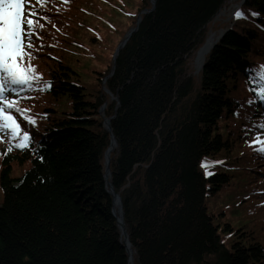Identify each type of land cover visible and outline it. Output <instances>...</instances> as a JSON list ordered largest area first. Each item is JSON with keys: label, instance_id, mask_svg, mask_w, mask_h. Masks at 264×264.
Segmentation results:
<instances>
[{"label": "trees", "instance_id": "trees-1", "mask_svg": "<svg viewBox=\"0 0 264 264\" xmlns=\"http://www.w3.org/2000/svg\"><path fill=\"white\" fill-rule=\"evenodd\" d=\"M233 2L244 16L216 22ZM97 4L111 15L98 16ZM31 8L24 63L39 80L10 100L35 124L13 110L31 143L16 148L6 133L11 150L0 154V264H129L104 180L103 120L112 116L109 181L134 264H264V232L247 224L264 218V153L253 143L264 133L254 91L264 0H33ZM88 15L103 24L91 26ZM218 28L197 65L205 29ZM13 163L28 168L13 177ZM224 209L238 214L241 231Z\"/></svg>", "mask_w": 264, "mask_h": 264}, {"label": "snow or ice", "instance_id": "snow-or-ice-1", "mask_svg": "<svg viewBox=\"0 0 264 264\" xmlns=\"http://www.w3.org/2000/svg\"><path fill=\"white\" fill-rule=\"evenodd\" d=\"M25 3L26 0H0V132H6L8 139L15 141V147L19 149H26L31 143V137L27 131H22L20 123L13 115V110L20 113L30 124H35V120L25 114L28 110L20 108L16 100H10L6 93L17 92V86L31 89L33 82L39 80L34 66L24 63L25 57L31 58V53L27 52L26 48L32 47L30 37L35 27L33 13L25 19ZM250 14L253 17L259 15L257 12ZM243 16L242 11L235 12L236 18ZM26 39L29 41L27 44ZM257 74L259 87L254 91L260 100H264V65L259 66ZM49 87L50 82H44L42 90H47ZM253 143L259 144L256 150L264 153V141L257 138ZM10 150L11 148L8 149Z\"/></svg>", "mask_w": 264, "mask_h": 264}, {"label": "rangeland", "instance_id": "rangeland-1", "mask_svg": "<svg viewBox=\"0 0 264 264\" xmlns=\"http://www.w3.org/2000/svg\"><path fill=\"white\" fill-rule=\"evenodd\" d=\"M29 5L30 6H32V1L31 0H26V3H25V19H27V17L29 16V14L32 12L33 13V11H30V9H32L31 7H29ZM97 8V9H96ZM238 8H240V6H239V3H237V2H233V4L228 8V9H225L224 11H222V13H219V14H217L216 15V17H215V20H216V22H222L223 20H224V23H227V21L230 19V18H233V19H237L236 17H235V12L238 10ZM92 10H94L95 11V13L98 15V16H101V17H108V16H110L111 15V12L108 10V9H105L102 5H99V4H97L96 6H95V8L94 9H92ZM88 17V19H89V22L91 23V26H96V25H101V24H103V22L99 19V18H97V17H94V16H92V15H88L87 16ZM118 19H120V17L119 16H115L114 17V20L115 21H118ZM223 28H218V31L216 32V31H211V30H206L205 29V39H206V41H205V43H204V45L207 43V45L208 44H210V43H214L215 42V40H216V38L218 37V34H219V32H220V30H222ZM83 30H81L80 31V33H82V34H84V32H82ZM85 31L86 32H88L86 29H85ZM131 31V29L128 31V32H130ZM127 32V33H128ZM89 33V32H88ZM126 33V34H127ZM90 34V33H89ZM126 34H125V36H126ZM91 35V34H90ZM220 35V34H219ZM87 36H89L88 34H87ZM125 36H124V38H125ZM123 38V39H124ZM122 39V40H123ZM122 40H120L119 41V43L122 41ZM118 43V44H119ZM203 45V46H204ZM203 46L201 47V48H203ZM210 46H208V48H209ZM199 51H200V49H199ZM199 51L197 52V55L195 56V63L197 64V65H199V64H201L202 63V61H203V58H204V56H205V54H206V52L208 51H205V52H203V53H201V55L199 54ZM196 58H198V59H196ZM194 63V64H195ZM80 64H83V62L82 61H79V62H77L76 64H75V66H81ZM91 67H93L92 65H91ZM105 67V66H104ZM93 68H95V67H93ZM102 68V67H101ZM90 82H92V83H94V81H92V80H90ZM9 94L10 95H12L13 96V92H9ZM7 135V134H6ZM6 135H4V132H0V154L4 151V149H6V148H9L10 147V144L8 143V141L7 140H5V137H6ZM257 138H259L261 141H264V133H262V132H259V133H257ZM257 140V139H256ZM27 168H28V164L27 163H25V164H23V165H21V164H19V163H17V164H15V163H13V166H12V176L13 177H19L24 171H26L27 170ZM104 174H105V171H104ZM255 174L257 175V172H255ZM110 176V175H109ZM104 180H105V183H106V189H107V191H108V193H109V185H108V183H111L110 181H109V177H107V179H105V177H104ZM252 183H254V184H257V181L256 180H252ZM112 184V183H111ZM247 186H249V185H247ZM117 193V192H116ZM110 194V193H109ZM119 194V193H118ZM110 196H111V209H112V195L110 194ZM120 196V195H119ZM261 197H263L264 198V194L263 195H261ZM121 198V197H120ZM2 200H3V189H2V187L0 186V204L2 203ZM123 210V209H122ZM228 210L229 209H224V212H226V213H223L224 214V218L225 219H227V220H229L228 222L230 223V225H231V227L232 228H238V230H242V227H241V225H237L236 224V219H235V217L238 215L237 213H235V214H230V213H227L228 212ZM112 211V210H111ZM113 214V213H112ZM235 215V216H234ZM114 216V215H113ZM115 217V216H114ZM116 220V219H115ZM263 221V222H262ZM260 222V223H259ZM117 223V222H116ZM247 224L250 226V228H251V226H252V228L253 229H256V230H259L260 232H264V218H260V221H257V220H255V219H252V221H251V224L250 223H248L247 222ZM117 226H118V224H117ZM118 228H119V226H118ZM245 229H248V226L246 225V227H245ZM119 231H120V229H119ZM236 235V234H235ZM234 235V236H235ZM120 237H121V231H120ZM233 239V236L232 237H230V238H228V237H226L225 236V241L227 242V244H230V241Z\"/></svg>", "mask_w": 264, "mask_h": 264}, {"label": "water", "instance_id": "water-1", "mask_svg": "<svg viewBox=\"0 0 264 264\" xmlns=\"http://www.w3.org/2000/svg\"><path fill=\"white\" fill-rule=\"evenodd\" d=\"M153 2V1H152ZM139 23V19L137 21L136 27L133 28L130 32H128L125 36V38L118 44V46L116 47L114 54H113V59H115V56L117 54V52L125 45L126 41L128 40V38L130 37L131 33H133ZM208 49V45L207 43L203 46V48L200 49L199 54L201 55V53ZM198 59V58H196ZM104 108V106H102L100 108V111H102ZM114 118V116L110 117V118H105L103 121L104 127L105 129L108 131V133L110 134V143L108 148L105 151L104 154V164H105V174L104 177L105 179H107V177H109L110 175V171H109V163H110V152L113 151L116 147V140L114 135L112 134V130H111V126H110V121ZM109 185V193L112 195V213L115 216L116 222L119 226V229L121 231V242H123V246L127 252L128 255V262L129 264H133L132 263V249L130 247V241H129V235L127 233V229L125 227V222H124V212L122 210V202H121V198L119 196L118 193L115 192L113 186L111 183H108Z\"/></svg>", "mask_w": 264, "mask_h": 264}, {"label": "bare ground", "instance_id": "bare-ground-1", "mask_svg": "<svg viewBox=\"0 0 264 264\" xmlns=\"http://www.w3.org/2000/svg\"><path fill=\"white\" fill-rule=\"evenodd\" d=\"M210 45H211V43L208 44V46H210ZM207 50H209V48H208ZM205 51H206V50H204L203 52H205ZM203 52H202V53H203ZM207 52H208V51H207ZM207 52H206V53H207ZM132 263H133V259H132ZM133 264H134V263H133Z\"/></svg>", "mask_w": 264, "mask_h": 264}]
</instances>
